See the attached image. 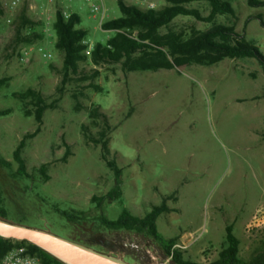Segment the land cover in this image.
<instances>
[{"label": "rangeland", "instance_id": "rangeland-1", "mask_svg": "<svg viewBox=\"0 0 264 264\" xmlns=\"http://www.w3.org/2000/svg\"><path fill=\"white\" fill-rule=\"evenodd\" d=\"M236 14H219L216 23L235 25L237 31L264 53V26L257 18L264 6L248 0H228ZM143 8L161 7L166 0H127ZM0 108L13 111L0 117V154L12 162L0 166V186L9 209L8 219L47 229L69 238L71 224L55 208L90 210L93 195H104L114 185L113 171L102 158L101 146L89 142L82 129L87 123L94 134L101 125L92 122L89 108L100 105L110 118V158L123 168V196L103 205L110 219L128 208L145 215L165 195L174 210L162 213L157 226L165 237L192 234L184 256L201 264L218 257L225 245L226 226L233 224L240 238V255L250 257L264 239V226L248 231L253 215L264 210V69L254 57L225 58L212 64H186L173 69L125 73L120 64L81 62L82 73L72 75L63 92V52L56 48L53 22L57 7L78 12L88 29L91 44L105 41L112 31L101 22L121 16L117 0H0ZM93 4L106 12L95 11ZM204 14L209 3L189 4ZM43 21L46 36L31 45L16 43L20 15ZM213 25L179 16L173 26L185 31L206 30ZM24 32L26 29L23 30ZM31 48L22 61L20 52ZM41 47L42 51L38 48ZM44 53L46 55H44ZM53 64V67L51 66ZM97 68L99 75L84 79ZM252 73L255 74L252 75ZM99 85L102 90L89 87ZM41 90L48 102L60 97L58 107L45 111L41 132L28 139L23 150L27 170L33 177L16 176L14 150L23 135L38 126L34 115L26 116L23 100L15 92ZM78 93L81 107L76 109ZM132 114L127 117V114ZM67 142L71 154L62 160ZM48 163L49 180L38 171ZM93 235L89 230L85 236ZM103 240L91 247L124 258L132 264H170L159 245L149 237L128 231H105ZM106 241L109 244H103ZM133 255L137 254L133 261Z\"/></svg>", "mask_w": 264, "mask_h": 264}, {"label": "trees", "instance_id": "trees-1", "mask_svg": "<svg viewBox=\"0 0 264 264\" xmlns=\"http://www.w3.org/2000/svg\"><path fill=\"white\" fill-rule=\"evenodd\" d=\"M196 1H205L210 5L208 14H204L199 8L189 4ZM122 12L121 16L104 20L101 26L105 30L112 31L105 41L95 42L93 49L87 53L89 41L88 29L81 25L82 16L78 12L65 15V10L59 6L53 22L56 35L55 46L60 49L63 56V66L59 92H63L65 84L72 75L79 76L82 71L81 62L94 65L120 64L125 73L132 71H156L159 69H173L186 64L212 65L225 58L238 59L242 57H254L263 65L264 53L254 44L250 43L244 34L237 31L235 25L216 23L219 14H236V9L228 0H166L161 7L143 8L136 3L127 0H117ZM253 6H264V0H248ZM0 3V10H1ZM189 16L203 22H211L213 25L206 29L192 27L190 30L177 29L173 26L179 16ZM257 18L264 26V17L261 14L249 16V19ZM16 30V43L31 45L35 41L46 36L43 21L29 16L24 10L20 15ZM26 29L24 32L23 30ZM53 67V64H51ZM99 75L95 68L91 76L84 79L93 80ZM252 75L255 76L254 73ZM10 77H0V86L9 84ZM96 90L102 88L92 81L88 85ZM15 96L24 102L26 116L34 115L38 126L33 131L23 135L20 143L14 150L13 160L18 164L16 176L33 177L27 170L23 150L27 140L36 137L42 130L45 111L58 107L60 97L48 102L41 90L28 88L25 92H15ZM77 100L76 109L81 107L78 93H74ZM13 111L12 107L0 108V117ZM132 112L127 114L129 117ZM89 117L92 122L101 125L97 134H94L87 123L82 124L86 139L96 146H101L102 158L113 171L115 182L112 188L104 195H93L91 202L94 208L90 210L55 209L71 224L69 239L90 246L94 240L101 242L102 234L106 231H128L145 237L152 238L168 257L176 264H201L184 256V250L175 247L180 240V235L165 237L157 226L159 216L174 210L168 204V200L176 197L177 191L165 195L163 202L154 205L145 215L138 216L128 208H124L120 216L110 219L104 212L103 205L106 201L112 202L123 196L124 170L118 165L115 158H110V133L114 130L110 118L100 105L92 104L89 108ZM264 137V130L262 131ZM66 151L62 160L67 161L71 154L70 145L65 142ZM12 162L0 154V166L10 168ZM44 180H49L48 163H42L38 169ZM9 209L0 186V217L8 219ZM20 223V222H19ZM89 230L93 235L85 236ZM101 240V241H100ZM225 245L218 252V257L208 264H264V239L254 249L250 257L240 255V238L234 233L233 224L226 226ZM103 244H109L106 241ZM18 245L27 246L28 250L39 257L41 264H66L41 247L25 240H14L0 236V262L3 257ZM101 250V249H99ZM102 251V250H101ZM107 252V251H106ZM108 253V252H107Z\"/></svg>", "mask_w": 264, "mask_h": 264}, {"label": "water", "instance_id": "water-1", "mask_svg": "<svg viewBox=\"0 0 264 264\" xmlns=\"http://www.w3.org/2000/svg\"><path fill=\"white\" fill-rule=\"evenodd\" d=\"M0 236L29 241L66 264H132L124 258L62 237L47 229L0 217Z\"/></svg>", "mask_w": 264, "mask_h": 264}, {"label": "built area", "instance_id": "built-area-1", "mask_svg": "<svg viewBox=\"0 0 264 264\" xmlns=\"http://www.w3.org/2000/svg\"><path fill=\"white\" fill-rule=\"evenodd\" d=\"M93 8L95 11L101 10L102 16H104L106 9L104 6L99 7L98 4H93ZM71 12L65 11V15L68 16ZM93 45L89 42V46L87 49V53H90V51L93 49ZM31 48H24L20 52V59L22 61H25L31 53ZM39 51H42V48H38ZM44 55H46L44 53ZM264 226V210L257 211L252 219L247 223L246 229L248 231L257 229L259 227ZM185 236L188 237L187 240L183 239L182 241L178 242L175 247L186 249L192 244L193 235L185 234ZM0 264H41V261L38 256L32 254L27 246L25 245H18L14 247L12 250H10L1 260Z\"/></svg>", "mask_w": 264, "mask_h": 264}, {"label": "flooded vegetation", "instance_id": "flooded-vegetation-1", "mask_svg": "<svg viewBox=\"0 0 264 264\" xmlns=\"http://www.w3.org/2000/svg\"><path fill=\"white\" fill-rule=\"evenodd\" d=\"M150 239H152V238H150ZM153 240V239H152ZM162 252H163V255L165 256V257H167V260L168 261H171L172 263H170V264H176V263H174L172 260H171V258L170 257H168L167 255H166V253L162 250ZM132 256H133V261L136 259V257H137V254L136 255H133L132 254Z\"/></svg>", "mask_w": 264, "mask_h": 264}, {"label": "crops", "instance_id": "crops-1", "mask_svg": "<svg viewBox=\"0 0 264 264\" xmlns=\"http://www.w3.org/2000/svg\"><path fill=\"white\" fill-rule=\"evenodd\" d=\"M102 22H103V21H102ZM102 22H101V23H102ZM263 138H264V137H263ZM182 236H183V235H182ZM182 236L180 235V237H182Z\"/></svg>", "mask_w": 264, "mask_h": 264}]
</instances>
